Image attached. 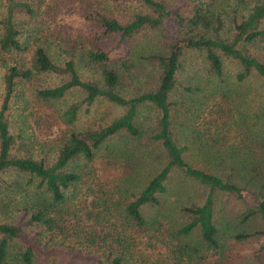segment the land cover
<instances>
[{
  "label": "trees",
  "instance_id": "16d2710c",
  "mask_svg": "<svg viewBox=\"0 0 264 264\" xmlns=\"http://www.w3.org/2000/svg\"><path fill=\"white\" fill-rule=\"evenodd\" d=\"M0 67V264H264V0H0Z\"/></svg>",
  "mask_w": 264,
  "mask_h": 264
},
{
  "label": "rangeland",
  "instance_id": "374dc122",
  "mask_svg": "<svg viewBox=\"0 0 264 264\" xmlns=\"http://www.w3.org/2000/svg\"><path fill=\"white\" fill-rule=\"evenodd\" d=\"M102 2V0H101ZM109 4L110 6H113L115 9H119V8H125L128 9L129 6V10H131L136 4H137V0H104V4ZM69 9L71 6H68ZM71 10V9H70ZM66 24V26H64L65 28H71V25L74 26L73 22H76V20L73 17H67L64 21ZM158 35L156 32H151L147 29H145V31H142V33L136 34L134 37V40H132L130 43L133 46V48L135 49V51H137L136 55H140L142 54V52L146 51L149 46H151V44H155L157 41ZM110 44V43H109ZM108 45V44H107ZM193 64V62H192ZM230 68V67H229ZM146 69H148V66H146ZM192 73V69L189 68V66H187L185 68V71L180 72L178 74V83L179 85H185L187 82V77ZM0 75H1V67H0ZM192 79L193 77L190 76ZM133 85L132 88L136 91L139 88V84L137 83L136 80H133ZM0 94H1V86H0ZM75 96V94L73 95ZM92 110H94L95 116L96 118H100V117H113L114 115H116L118 113V109L116 107H113L105 102H101L99 104H94V106L92 107ZM89 117V115H87V118ZM83 120H85V118H83ZM193 196H195V199L198 198V196L196 197V192H193ZM225 204H227L228 207H225V211L228 214H231V211L229 209V207L232 209L231 206H236L235 203L230 202V204L228 202H226ZM233 210V209H232ZM234 211V210H233ZM254 245V242H248V241H244V242H235L233 243V250L236 252L239 251H244L247 250L249 248H251ZM41 258H44V256L40 255Z\"/></svg>",
  "mask_w": 264,
  "mask_h": 264
}]
</instances>
